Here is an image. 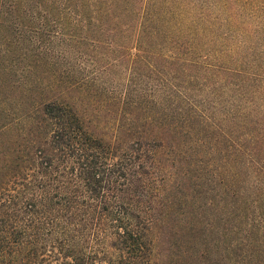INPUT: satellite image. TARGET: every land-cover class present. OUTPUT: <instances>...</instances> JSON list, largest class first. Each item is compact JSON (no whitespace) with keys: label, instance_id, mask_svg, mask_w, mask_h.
I'll return each instance as SVG.
<instances>
[{"label":"trees","instance_id":"1","mask_svg":"<svg viewBox=\"0 0 264 264\" xmlns=\"http://www.w3.org/2000/svg\"><path fill=\"white\" fill-rule=\"evenodd\" d=\"M0 264H264V0H0Z\"/></svg>","mask_w":264,"mask_h":264}]
</instances>
